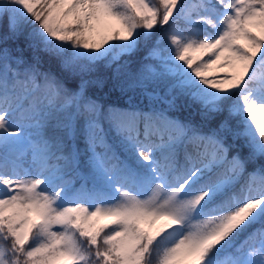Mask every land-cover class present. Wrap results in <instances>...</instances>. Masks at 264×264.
<instances>
[{"label":"snow or ice","instance_id":"6c2138e0","mask_svg":"<svg viewBox=\"0 0 264 264\" xmlns=\"http://www.w3.org/2000/svg\"><path fill=\"white\" fill-rule=\"evenodd\" d=\"M0 264H264V0H0Z\"/></svg>","mask_w":264,"mask_h":264},{"label":"trees","instance_id":"16d2710c","mask_svg":"<svg viewBox=\"0 0 264 264\" xmlns=\"http://www.w3.org/2000/svg\"><path fill=\"white\" fill-rule=\"evenodd\" d=\"M171 23V21H170ZM180 26L183 27L184 23L181 21ZM168 26H164L165 29H167ZM157 28H159V25H157ZM163 31V29H161ZM99 39V37H97ZM9 47L14 48L15 45H13L11 42H9ZM25 56L30 57L31 52H25ZM42 71H51L53 73L59 74L60 69L58 65H56L54 62L49 63L47 61V58H44V63L41 66ZM104 74V70H101V75ZM209 76L213 75H223V74H231L229 71H221L220 67L218 66H212L209 72L207 73ZM94 95L99 98L100 102L107 106L108 104H114L117 106H125L129 102V96L132 97V102L135 103L137 101L136 96L131 93H121L118 88L113 87V82L112 81H107L106 85L103 89H98V88H93L91 90ZM243 239V237H241Z\"/></svg>","mask_w":264,"mask_h":264},{"label":"rangeland","instance_id":"374dc122","mask_svg":"<svg viewBox=\"0 0 264 264\" xmlns=\"http://www.w3.org/2000/svg\"><path fill=\"white\" fill-rule=\"evenodd\" d=\"M213 66H217V65H213ZM220 70L221 71H229L230 73H232L234 71V69H232V68H220ZM104 222H107V221H104Z\"/></svg>","mask_w":264,"mask_h":264}]
</instances>
